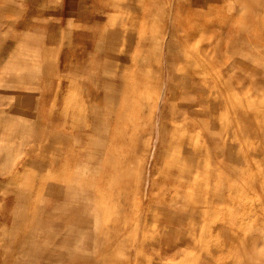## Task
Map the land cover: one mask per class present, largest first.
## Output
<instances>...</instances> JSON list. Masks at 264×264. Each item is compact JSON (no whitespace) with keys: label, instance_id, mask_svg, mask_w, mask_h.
Here are the masks:
<instances>
[{"label":"rangeland","instance_id":"obj_1","mask_svg":"<svg viewBox=\"0 0 264 264\" xmlns=\"http://www.w3.org/2000/svg\"><path fill=\"white\" fill-rule=\"evenodd\" d=\"M0 41V264H264V0H0Z\"/></svg>","mask_w":264,"mask_h":264},{"label":"bare ground","instance_id":"obj_2","mask_svg":"<svg viewBox=\"0 0 264 264\" xmlns=\"http://www.w3.org/2000/svg\"><path fill=\"white\" fill-rule=\"evenodd\" d=\"M28 11H29V10H28ZM30 13H32V11H29L28 14H27V16L24 18V20H23L24 23H25L26 21H28V23H30V16H29ZM31 22H32V20H31ZM98 22H99V21H98ZM31 24H32V23H30V25H31ZM12 29H13V28H12ZM11 32H12V31H11ZM13 32H14V31H13ZM107 32H108V31H107ZM109 33L111 34L112 37L114 36V38H116V39L118 38V36H120V33H117L116 30H110ZM11 34H12V33H11ZM13 34H14V33H13ZM13 34H12V35H13ZM16 35H17V34H16ZM16 35H15V36H16ZM127 37H128V36H127ZM127 37H126V38H127ZM11 38H12V36H11ZM18 38H19V37H18ZM109 39H111V38H109ZM109 39H108V40H109ZM127 39H128V38H127ZM15 40H17V37H16ZM15 40H14V41H15ZM119 41H120V40H119ZM119 41H118V42H119ZM125 41H126V39H125ZM0 42H3V41H0ZM116 42H117V41H116ZM169 42H170V41H169ZM162 45H163V44H162ZM16 46L19 47V45H16ZM19 48L22 49L21 47H19ZM23 48H24V47H23ZM118 48H119V46H118ZM24 49H25V48H24ZM26 50H27V49H26ZM29 50H30V49H29ZM7 52H8V51H7ZM25 52H26V51H25ZM27 52H28V51H27ZM32 52H33V51H32ZM17 53H18V52H17ZM19 54H20V53H19ZM21 55H22V52H21ZM127 55H128V54H127ZM23 56L26 58V54L23 55ZM9 57L11 58V56H9ZM16 57H18V56H16ZM24 57H23V60H22L21 62H18L17 59L15 58L16 61H17V62H15V63H16V64H17V63H22V66H21V65H20V66L23 67V68H24V64L27 65V63H28V62L26 63V61H27L28 59H25ZM0 59H1V58H0ZM11 59H13V58H11ZM170 59H171V58H170ZM9 60H10V59H9ZM18 60H20V59L18 58ZM14 61H15V60H14ZM0 62H1V60H0ZM13 64H14V62H13ZM185 64H186V63H185ZM185 64H184V65H185ZM5 65H6V64H5ZM17 65H18V64H17ZM179 65H181V64H179ZM32 66H33V65H32ZM16 67L18 68L19 65L16 66ZM21 67H19V68H21ZM117 67H118V66H117ZM120 67H121V66H120ZM23 68H22V69H23ZM32 68H33V67H32ZM34 68H35V67H34ZM20 70H21V69H20ZM33 70H34V69H33ZM58 70H59V69H58ZM120 70H121V69H120ZM115 72H116V71H115ZM117 72H118V71H117ZM119 73H121V71H119ZM62 75H63V74H62ZM74 75H75V74H74ZM65 76H66V75H65ZM83 76H84V75H83ZM69 77H70V76H69ZM172 77H173V76H172ZM177 77H179V76L177 75ZM14 78H17V77L14 76ZM120 78H121V76H120ZM111 80H112V79H111ZM118 81H119V80H118ZM174 81H175V78H174ZM170 86H171V84H170ZM138 88H139V87L136 88V86H135V88H134L132 91H130V94H131V95H134V94H137V95H138V93H140V89H138ZM168 89H169V88H168ZM68 90H69V89H68ZM137 90H138V91H137ZM144 91H146V93H149V92H150V90L147 89V88H145ZM65 92H66V91H65ZM169 92H170V89H169ZM66 93H67V92H66ZM70 93H71V92H70ZM62 94H63V93H62ZM161 95H163V94H161ZM169 95H170V94H169ZM24 96H25V95H24ZM24 96H23V97H24ZM28 96H29V95H28ZM56 97H57V96H56ZM134 97H135V99H136V96H134ZM139 97H140V96H139ZM139 97H138V98H139ZM167 97H168V96H167ZM167 97H166V99H167ZM170 97H171V96H170ZM29 98H30V97H29ZM196 98H197V97H196ZM18 100H19V99H18ZM18 100H17V101H18ZM53 100H54V99H53ZM157 100H158V98H157ZM30 101H31V98H30ZM50 102H51V101H50ZM136 102H137V101H136ZM136 102L134 101V105H135ZM88 103H89V102H88ZM193 103H194V102H192V103L189 104V103L185 102V104H184V106H182V108H184V107L187 108V107H188V108L191 109ZM195 103H196V105H197V104L202 105L203 103H205V101H203V100H202V96H200V100L198 101V100L196 99V102H195ZM12 105H13V104H12ZM14 105H15V104H14ZM116 105H117V104H116ZM101 107H102V106H101ZM153 107H154V106H153ZM108 108H109V107H108ZM136 108H137V110H138V111H137V113H138V112L140 111V99L138 100V102H137V104H136ZM154 108H155V107H154ZM6 109H7V108H6ZM17 109H18V108H17ZM109 109H110V108H109ZM111 109H112V108H111ZM152 109H153V108H152ZM152 109H151V110H152ZM210 109H212V108H210ZM143 110H144V109H143ZM192 110H193V109H192ZM20 111H21V110H20ZM107 111H108V109H107ZM196 111H199V113H201L200 111H203V110H196ZM5 112H7V111H5ZM9 112H10V111H9ZM88 112H89V110H88ZM99 112H100V111H99ZM99 112H97V113H99ZM147 112H148V110H147ZM170 112H171V111H170ZM184 112H185V111H184ZM67 113H68V112H67ZM91 113H92V112H91ZM113 113H114V112H113ZM181 113L183 114V112H181ZM187 113H188V112H187ZM191 113H192V112H191ZM191 113H190V114H191ZM195 113H196V112H195ZM199 113H197V114H199ZM209 113H210V112H209ZM19 114H20V112H19ZM93 114H94V112H93ZM132 114H133V113H132ZM184 114H185V113H184ZM11 115H12V114H10V116H11ZM14 115H15V114H14ZM23 115H24V114H23ZM53 115H54V114H53ZM53 115H52V117L50 116L51 121H52V120L55 121V118H56V117H54ZM66 115H67V114H66ZM70 115H71V114H70ZM94 115H96V117H97V114H96V113H95ZM199 115H200V114H199ZM12 116H13V115H12ZM20 116H21V115H20ZM68 116H69V115H68ZM89 116H90V115H89ZM99 116H100V115H99ZM132 116H134V115H132ZM14 117L17 118V115L14 116ZM22 117H23V116H22ZM62 117H63V116H62ZM93 117H94V116H93ZM100 117H101V116H100ZM184 117H185V116H184ZM186 117H187V114H186ZM186 117H185V118H186ZM18 118H19V116H18ZM182 118H183V117H182ZM188 118H190V117H188ZM193 118H194V117H193ZM183 119H184V118H183ZM190 119H191V118H190ZM92 120H93V119H92ZM102 120H103V119H102ZM129 120H130V119H129ZM132 120H133V118H132ZM132 120H130V121H132ZM138 120H140V119L138 118L137 121H138ZM180 120H181V119H180ZM93 121H94V120H93ZM133 121H134V120H133ZM185 121H186V120H185ZM188 121H189V120H188ZM95 122H96V121H95ZM195 122H196V121H195ZM81 123H82V122H81ZM97 123H100V121L97 120ZM130 123H131V122H130ZM159 123H161V122H159ZM159 123H158V125H159ZM165 123H166V120H165ZM93 124H94V123H93ZM100 124H101V123H100ZM182 124H183V122H182ZM182 124H181V125H182ZM83 125H84V124H83ZM94 125H96V124H94ZM135 125H136V124H135ZM177 125H178V124H177ZM159 126H161V124H160ZM178 126H179V125H178ZM78 127H79V126H78ZM92 127H93V126H92ZM130 127H131V126H130ZM80 128H81V127H80ZM154 128H155V127H154ZM164 128H165V127H164ZM185 128H187V127H185ZM81 129H82V128H81ZM83 129H84V128H83ZM92 129H94V131H96V130H95L96 128L93 127ZM130 129H132V128H130ZM152 129H153V128H152ZM175 129H176V128H175ZM90 130H91V129H90ZM162 130H163V128H162ZM171 130H172V129H171ZM185 130H186V129H185ZM185 130H184V131H185ZM124 131H125V130H124ZM136 131H137V130H136ZM152 131H153V130H152ZM158 131H159V130H158ZM177 131H178V130H177ZM180 131H181V129H180ZM196 131H197V130H196ZM172 132H173V131H172ZM135 133H136V132H135ZM195 133H196V132H195ZM128 134L130 135V131H129ZM137 134H138V133H137ZM183 134H184V133H183ZM196 134H197V133H196ZM129 135H128V137H129ZM184 135H185V134H184ZM50 136H54V135H53V134H50ZM160 136H161V135H160ZM160 136H159V137H160ZM171 136H172V135H171ZM144 137H145V136H144ZM161 137H162V136H161ZM172 137H173V136H172ZM179 137H180V135L178 136V139H179ZM181 137H184V136H181ZM135 138H136V136L133 135V139H135ZM126 139H127V138H126ZM150 139H151V138H150ZM190 139H193V138H190ZM190 139H185V141L188 142ZM180 140H181V138H180ZM183 140H184V139H182L181 141H183ZM131 141H132V140H131ZM181 141H180V143H181ZM190 141H191V140H190ZM202 141H203V140H202ZM197 142H199V140H198ZM171 143H173V142H171ZM132 144H133V142H132ZM167 144H168V143H167ZM194 144H195L194 146H193L192 144H191V146H193L195 150H198V148H197V144H196L195 142H194ZM199 144H200V143H199ZM171 145H172V144H171ZM179 146H180V150L183 151V148H182L183 145H182V144H179L178 146H177L176 144H175V146L172 145V148H173V149H174V148H178V149H179ZM112 148H114V147L112 146ZM141 148H142V147H141ZM185 148H186V147H185ZM185 148H184V150H185ZM188 148H189V147H188ZM118 149L120 150V148H118ZM201 149H202V148H201ZM140 150H141V149H140ZM142 150H143V149H142ZM180 150H179V151H180ZM188 151H191V154H193V153H192L193 150L191 149V147L189 148ZM203 151H204V147H203ZM203 151H195V152L201 155ZM148 152H149V151H148ZM126 153H127V152H126ZM134 153H135V152L133 151L132 153H127L126 155H127V157H129V158H133ZM123 155H124V157H125V154H123ZM123 155H121V156H123ZM138 155L140 156V154H138ZM181 155H182V154H181ZM185 155H187V154L184 153V156H185ZM189 155H190V154H188V158H189ZM118 156H119V155H118ZM121 156H120V157H121ZM139 156H138V157H139ZM120 157H119V158H120ZM124 157H123V158H124ZM178 157H180V154H179ZM114 158H117V157H114ZM119 158H118V159H119ZM183 158H184V157H182V159H183ZM185 158H186V157H185ZM124 159H125V158H124ZM136 159H138V158H135V160H136ZM116 160H117V159H116ZM135 160H134V163L136 162ZM170 160H171V159H170ZM188 160H189V159H188ZM120 161H122V160H120ZM125 161H127V160L125 159ZM186 161H187V159H186ZM115 162H116V161H114V163H115ZM117 162L119 163V161H117ZM183 162H184V161H183ZM183 162H182V163H183ZM187 162H188V163H191L190 161H187ZM124 164H125V163H124ZM124 164H123V165H124ZM128 164H129V163H128ZM128 164H127V165H128ZM130 164H132V162H130ZM184 164H185V163H184ZM127 165H126V166H127ZM132 165H133V164H132ZM191 165H192V163H191ZM128 166H129V165H128ZM134 166H135V165H134ZM188 166H189V165H188ZM130 167H131V166H130ZM133 173L135 174V172H133ZM125 174H130V172H126ZM132 175H133V174H131V176H129V177H132ZM136 176H137V175H136ZM138 176H139V175H138ZM137 178H138V177H137ZM137 178H136V182H137ZM128 179H129V178H128ZM186 180H187V179H186ZM193 180H194V178H193ZM105 182L107 183L108 181H105ZM127 182H128V184H129L130 181L128 180ZM139 182H140V181H138L137 184H138ZM189 182H190V181H189ZM191 182H192V181H191ZM196 182H197V184H199V181H198V180H196ZM196 182H195V184H196ZM186 183H187V182H186ZM129 186H130V185H129ZM136 186H137V189H138V185H136ZM191 187H192V186H191ZM200 187H201V185H200ZM131 188H132V187H131ZM189 188H190V185H189ZM132 189H133V188H132ZM193 189H194V187H193ZM183 190H184V189H183ZM186 190H187V189H186ZM131 191H132V190H131ZM134 191H135V190H134ZM136 191H137V190H136ZM192 192H193V191H192ZM184 193H185V192H184ZM133 194H134V193H133ZM185 194H186V193H185ZM109 195H110V194H109ZM187 195H188V193H187ZM131 196H132V194H131ZM137 196H138V192H137ZM135 197H136V196H135ZM110 198H111V197H110ZM112 199H113V198H112ZM72 200H73V199H72ZM128 202H130V200H129ZM132 203H134V202H132ZM135 203H136V202H135ZM145 205H146V204H145ZM148 207H149V206H148ZM134 208H136V207H134ZM134 208H133V209H134ZM144 212H145V211H144ZM149 213H150V212H149ZM143 214H144V213H143ZM147 215H148V214H147ZM150 215H151V214H150ZM155 216H156V215H155ZM146 218H147V217H146ZM189 219H190V218H189V216H188V218L186 219V221H188ZM186 221H185V222H186ZM189 222H190V220H189ZM141 229H142V227H141ZM146 231H147V230H146ZM146 231H145L144 233H146ZM139 234H140V233H139ZM139 234H138V235H139ZM139 236H140V235H139ZM167 243H170V242H167ZM171 243L173 244V242H171ZM172 244H171V245H172ZM167 245H168V244H167ZM129 249H130V248H129ZM128 254H129V253H128ZM178 260H179V258H178ZM178 260H177V261H178ZM262 262H263V261H262ZM255 264H256V263H255Z\"/></svg>","mask_w":264,"mask_h":264}]
</instances>
